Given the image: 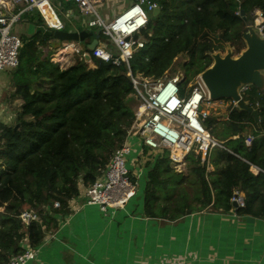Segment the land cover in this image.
<instances>
[{
	"label": "trees",
	"instance_id": "trees-1",
	"mask_svg": "<svg viewBox=\"0 0 264 264\" xmlns=\"http://www.w3.org/2000/svg\"><path fill=\"white\" fill-rule=\"evenodd\" d=\"M150 1L161 12L155 17L151 13L156 27L145 35L144 48L133 54L130 70L158 79L167 71L175 72L177 58L187 57L181 65L182 86L212 65V54L230 47L237 57L245 49L242 35L253 11L264 16V0ZM236 11L244 12L245 21L234 15ZM20 19L44 26L36 11ZM83 37L89 44L94 39L108 42L100 31ZM51 40L41 33L22 37L18 67L4 72L10 77L12 97L21 105L11 124L0 121V264L24 253L25 240L31 248L39 246L42 225L52 221L48 212L68 213L79 187L102 175L135 122L137 101L125 65L91 57L90 62L82 59L60 66L51 62ZM244 100L258 111V124L238 108L224 120L223 116L207 119L211 135L225 147L213 149L208 163L190 154L184 172H178L168 150L157 152L156 159L148 162L154 164L144 189L147 217L176 220L211 206L264 219V95L251 87ZM249 135L254 139L247 144ZM235 189L244 194V208H234L230 202ZM54 203L59 207L55 209ZM29 211L42 224L23 225L18 216Z\"/></svg>",
	"mask_w": 264,
	"mask_h": 264
},
{
	"label": "built area",
	"instance_id": "built-area-1",
	"mask_svg": "<svg viewBox=\"0 0 264 264\" xmlns=\"http://www.w3.org/2000/svg\"><path fill=\"white\" fill-rule=\"evenodd\" d=\"M74 3L85 16H93L91 27L99 29L102 36L112 45L114 51L100 45L86 52L76 43H69L59 50L56 57L51 58L55 64H63L67 52L78 54L81 59L87 54L115 66L125 65L137 101L135 107V122L121 148L117 149L110 158L102 175L91 185L84 187L79 198L84 205L98 206L101 211L123 209L136 195L137 184L127 168V158L133 153L131 138H137L140 147L159 152L168 150L170 160L180 169L185 158L194 154L201 162L208 163L213 149L225 150L224 142L214 138L206 124V120L217 114V103L228 102L230 109L237 108L230 100L211 101L208 90L200 74L194 77L183 90L184 74L165 72L160 78H145L133 75L130 70V60L134 53L142 50L145 45V35L156 26L151 21V13L160 9L157 3L150 0H134L126 9L106 22L97 13L96 6L102 0H62ZM17 9L16 12L14 10ZM36 11L44 21L46 28L52 31H62L64 25L51 6V0H0V74L14 70L19 64V51L22 47V37L13 32L14 26L21 16ZM236 17L240 12L234 13ZM251 25L255 31L264 37V16L261 11L254 10ZM72 57V56H71ZM73 58V57H72ZM251 87L244 86L239 90L242 98L248 95ZM253 137H248L250 144ZM184 154L181 162L173 157V151ZM207 169L212 167L207 164ZM254 173L257 170L252 169ZM235 208L245 207L244 194L235 189L230 199ZM58 208L59 204L54 203ZM21 223L27 226L39 221L33 211L21 212L18 216ZM36 258V252L26 250L13 256L7 264H28Z\"/></svg>",
	"mask_w": 264,
	"mask_h": 264
},
{
	"label": "crops",
	"instance_id": "crops-1",
	"mask_svg": "<svg viewBox=\"0 0 264 264\" xmlns=\"http://www.w3.org/2000/svg\"><path fill=\"white\" fill-rule=\"evenodd\" d=\"M60 1L67 4L65 16L73 10L81 16L77 33L85 36L99 32L90 26L92 20L87 27H82L85 15L74 3ZM61 7L62 3L58 10ZM24 24L29 34L35 32L37 27L25 20ZM43 27L46 28L45 23ZM83 39L84 44H89L88 38ZM100 45L114 51L109 42H100ZM64 60L60 66L67 67L74 62L71 56ZM3 77L4 74H0L1 84L5 82ZM15 102L13 118L21 105V100L15 99ZM230 110L229 103L223 102V120ZM236 138L238 136L232 139ZM132 154L135 161L131 164V173L137 193L126 206L103 212L98 206L84 205L79 198L84 187H79V195L69 202L67 214L48 212L52 221L42 225L38 247L31 248L27 240L23 242L25 251L36 252L35 260L28 264H264V219L211 206L176 220L147 217L143 207L144 189L148 183L147 173L154 164L148 162L156 159L157 152L134 143ZM172 166L178 172L184 171V163L180 169L174 163ZM35 222L42 224L40 219Z\"/></svg>",
	"mask_w": 264,
	"mask_h": 264
},
{
	"label": "water",
	"instance_id": "water-1",
	"mask_svg": "<svg viewBox=\"0 0 264 264\" xmlns=\"http://www.w3.org/2000/svg\"><path fill=\"white\" fill-rule=\"evenodd\" d=\"M160 12V9H156L152 14L155 17ZM240 16L245 21L243 11H241ZM35 32L51 38L50 46L53 50H60L69 43H76L80 45L82 50L89 53L99 44L97 39H94L90 44H84L83 36L77 32L52 31L43 26L37 27ZM242 40L245 49L237 57L233 55L230 47H227L224 56L219 52L212 54V65L203 71L200 77L208 90L211 101L230 100L236 103L239 110L248 113L255 124H258V111L241 97L239 90L244 86H250L264 95V37L255 31L251 23H248L242 35ZM67 55L73 57L74 64H79L82 60L74 52L69 51ZM83 60L90 62V55H85ZM232 205L236 207L235 204Z\"/></svg>",
	"mask_w": 264,
	"mask_h": 264
},
{
	"label": "rangeland",
	"instance_id": "rangeland-1",
	"mask_svg": "<svg viewBox=\"0 0 264 264\" xmlns=\"http://www.w3.org/2000/svg\"><path fill=\"white\" fill-rule=\"evenodd\" d=\"M132 0H104L103 3L99 4L96 6V11L97 13L103 17L104 20L108 21L113 19L116 15L119 14V12L124 9L125 7H128L130 5V2ZM62 3V9L58 10V6ZM51 6L53 8V10L55 11V13L58 15L59 19L61 20V22L64 25V29L67 30L68 32H77L78 27H77V23H80L82 20H80V15L79 13L75 12L74 10L71 12V16H65V12L68 9L67 8V4L61 2L60 0H51ZM64 9V10H63ZM17 9L14 10V12H16ZM62 12V14L60 13ZM84 20L82 22V27L85 28L87 27V24L89 21L93 20L94 17L93 16H85L83 17ZM153 22V21H152ZM63 29V30H64ZM13 32L16 34L21 35V37L25 38V37H31L34 36L36 33L33 32V34H29V31H27L26 25L24 24V20L20 19L18 21V23L14 26L13 28ZM56 47V46H55ZM227 48L224 52H219L222 56H224L226 54ZM45 52H48V49L45 50ZM57 52V50H54V53L52 55H54ZM217 53V52H216ZM188 61L187 57H179L175 60L174 62V69L175 72H180L182 74H184L181 65L186 63ZM174 72V73H175ZM3 79L5 80V82H3V84H1L0 82V119L4 120L6 122H8L7 124H11L13 121V116L12 113H14L15 109L17 108V102H15V98L12 97V89L9 86V74L8 73H4V77ZM183 90H187L186 85L182 86ZM3 91V94L2 92ZM3 104V106H2ZM137 103L133 106L134 110L136 107ZM217 114H213V116H223V102L222 103H217ZM11 117H9V116ZM9 117V118H8ZM138 139L137 138H131L130 139V143L132 145V149L134 147V143H137ZM145 153V151H143ZM134 154H130V156L127 158V168L130 169V160L134 157ZM182 170V168H181ZM132 171V169H131ZM182 172H184L182 170ZM131 176L133 177L132 173Z\"/></svg>",
	"mask_w": 264,
	"mask_h": 264
},
{
	"label": "bare ground",
	"instance_id": "bare-ground-1",
	"mask_svg": "<svg viewBox=\"0 0 264 264\" xmlns=\"http://www.w3.org/2000/svg\"><path fill=\"white\" fill-rule=\"evenodd\" d=\"M172 157L176 160V161H178V162H181V161H183V159H184V154L183 153H180L178 150H174L173 151V154H172Z\"/></svg>",
	"mask_w": 264,
	"mask_h": 264
}]
</instances>
